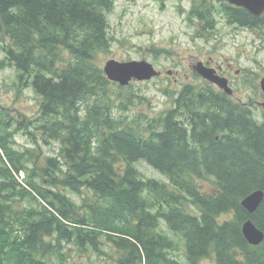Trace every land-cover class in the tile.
Instances as JSON below:
<instances>
[{
  "label": "trees",
  "instance_id": "16d2710c",
  "mask_svg": "<svg viewBox=\"0 0 264 264\" xmlns=\"http://www.w3.org/2000/svg\"><path fill=\"white\" fill-rule=\"evenodd\" d=\"M114 3L0 0V70L13 68L40 100L33 117L0 111V264H68L67 246L108 257L104 264H181L161 220L186 264H264V239L251 246L241 230L251 220L264 234V198L252 214L240 206L264 192V112L257 121L203 81L183 85L158 116L119 115L132 100L113 94L123 87L96 62L110 50ZM187 16L198 38L212 34L217 16L264 27V16L224 1L195 0ZM19 132L34 146L13 148ZM41 144H56V155L41 156ZM140 160L168 184L145 177Z\"/></svg>",
  "mask_w": 264,
  "mask_h": 264
},
{
  "label": "rangeland",
  "instance_id": "374dc122",
  "mask_svg": "<svg viewBox=\"0 0 264 264\" xmlns=\"http://www.w3.org/2000/svg\"><path fill=\"white\" fill-rule=\"evenodd\" d=\"M195 0H115L113 9L107 13L110 50L97 56V64L102 68L106 61H146L160 71L159 77L145 82H131L128 86L118 89L112 86L113 94L125 101L129 110L119 112L131 118L133 115H145L149 118L158 116L173 105L175 96L183 85L202 84L203 80L195 78L192 66L199 61L211 57L222 66H232L231 75L236 81L246 78L249 84L239 86L235 91L237 97L254 104L253 116L261 121L262 113L258 104L262 101L260 90H256L260 79L264 76V37L259 41V34L245 30H233L222 18L213 35L197 37L196 21L188 20V11ZM217 5V3H215ZM261 37V36H260ZM5 43H9L7 40ZM4 42L0 39V61L3 60ZM162 53H153L152 50ZM236 69L245 70L235 74ZM170 92L169 94L166 93ZM143 98L142 100L138 97ZM120 100V101H121ZM39 98L32 88L19 86L16 71L11 67L0 70V111L11 114L15 119L22 120L23 115L33 117L39 107ZM118 101V103L120 102ZM13 148L23 150L33 147L31 140L21 132L14 136ZM41 156H54L57 145H40ZM135 167L145 176L167 183L169 180L159 171L140 160ZM203 191H209L211 185L198 181ZM80 202V199L74 197ZM25 205V202L20 204ZM27 205V204H26ZM161 229L171 236L178 244L173 254L181 264H186L182 241L174 237L165 228L161 220ZM68 264H104L108 257L97 256L89 252V256L79 257L78 251L66 247ZM102 257V258H101ZM201 264H213L211 260H203Z\"/></svg>",
  "mask_w": 264,
  "mask_h": 264
},
{
  "label": "water",
  "instance_id": "95a60500",
  "mask_svg": "<svg viewBox=\"0 0 264 264\" xmlns=\"http://www.w3.org/2000/svg\"><path fill=\"white\" fill-rule=\"evenodd\" d=\"M226 1L236 7L247 9L255 16H260L264 12V0ZM192 69L204 80L216 85L226 94H232V90L228 86L227 81L218 76L213 69L206 67L201 62L194 65ZM102 72L108 81L117 83L121 87L128 86L131 81H149L160 75L159 71H157L152 64L146 61H116L114 59L105 62ZM259 86L263 95V100L260 103V106L264 110V77L261 78ZM263 198V191H253L241 200L240 206L249 214H252L256 211ZM241 230L245 240L251 246L259 245L264 239L263 232L256 228L251 220H246L242 224Z\"/></svg>",
  "mask_w": 264,
  "mask_h": 264
},
{
  "label": "flooded vegetation",
  "instance_id": "af4514ba",
  "mask_svg": "<svg viewBox=\"0 0 264 264\" xmlns=\"http://www.w3.org/2000/svg\"><path fill=\"white\" fill-rule=\"evenodd\" d=\"M220 1H222V0H213L212 2H215V3H217L219 5L220 4ZM244 10H246V9H244ZM246 11L248 13H250L248 10H246ZM251 15L254 16L253 14H251ZM261 16H264V12L260 16H258L257 18H259ZM218 18H222L225 21L226 25L229 28L232 27V29L235 30V31H237V30H242V31L247 30V31L251 32L252 34H259L261 36V37L259 36V38H258L259 41H261L263 39V37H264V27H255V28H253V27H250L249 25H247V26L246 25H243V21L245 20V18L244 19H241V23H240L241 25H239L238 22L235 23V24H230L223 17H218ZM263 20H264V18L260 22H258V23L259 24H264L263 23ZM217 24H218V22H217ZM201 62L206 67H208L210 69H213L218 76L224 78L227 81V84L229 85V87L233 91V95L231 96V98L234 101L238 102L239 104H241L244 107L246 106L251 111L254 110V107L251 106V105H254V104L252 103V101L250 99H247V101H245V100H243V98L237 97L235 95V91L237 90V88L239 86H246V83L249 84V82H248L249 80H246V78L244 80L241 79V81L234 80L233 79V76L231 75V70L233 69L232 66H229V65L222 66V65H220L218 63H215L211 57H208L205 61H201ZM233 71H235V74L236 75L239 74L241 71L245 75V70L236 69V70H233Z\"/></svg>",
  "mask_w": 264,
  "mask_h": 264
},
{
  "label": "built area",
  "instance_id": "2783aa9c",
  "mask_svg": "<svg viewBox=\"0 0 264 264\" xmlns=\"http://www.w3.org/2000/svg\"><path fill=\"white\" fill-rule=\"evenodd\" d=\"M21 177H22V175H21Z\"/></svg>",
  "mask_w": 264,
  "mask_h": 264
}]
</instances>
